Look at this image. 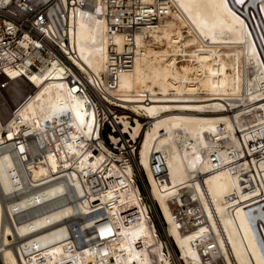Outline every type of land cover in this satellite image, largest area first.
Instances as JSON below:
<instances>
[{
    "label": "bare ground",
    "instance_id": "bare-ground-1",
    "mask_svg": "<svg viewBox=\"0 0 264 264\" xmlns=\"http://www.w3.org/2000/svg\"><path fill=\"white\" fill-rule=\"evenodd\" d=\"M143 2L169 5V13L157 28L135 33L132 67L119 75L116 89L110 92L126 109L150 119L134 165L124 163L120 168L123 159L109 154L97 132L95 112L86 111L75 95L72 78L61 68L27 74L8 61L0 62V82L4 84L0 87V120L7 124L8 138H14L22 126L29 134L39 133L45 121L70 110V125L79 134L75 136L81 146L88 137L95 140V145L84 150L69 145L61 158L63 169L58 168L56 158L48 156L44 165L32 155L25 174L11 155L0 156V264L175 262L171 252H164L148 210L140 202V190L132 184L137 167L148 182L150 200L167 225L165 234L185 264H203L196 243L201 244L208 235L216 248L209 250L217 258L215 264H264L243 213L247 208L239 206L234 212L239 233L225 215V196L238 193L241 200L246 198L238 176L228 168L215 170L209 160L212 152L222 153L225 143H237L235 133L244 127L240 117L244 109L264 107V46L261 52L253 32L258 35L260 23L264 26V0ZM89 3L92 9L72 12L71 44L79 70L100 78L107 75L108 44L121 51L124 37L122 33L107 36L102 0ZM13 114L19 123L11 120ZM115 120L132 140L139 138V121L130 125L125 117ZM243 138L247 144L250 137ZM111 140L116 142L114 137ZM152 153L160 154L167 168V176L159 182L149 169ZM88 174L101 184V190L78 201L84 192L80 181ZM180 194L201 205L207 225L188 233L176 229L172 207ZM95 201L105 217L81 222ZM258 204L264 209V201ZM132 209L139 215L133 224L125 216ZM27 213L32 217L24 220ZM223 244L226 248H221Z\"/></svg>",
    "mask_w": 264,
    "mask_h": 264
},
{
    "label": "built area",
    "instance_id": "built-area-1",
    "mask_svg": "<svg viewBox=\"0 0 264 264\" xmlns=\"http://www.w3.org/2000/svg\"><path fill=\"white\" fill-rule=\"evenodd\" d=\"M89 1L48 0L43 3H35L33 0H0V62L8 61L7 64L14 66L21 73L26 72L27 74H45L53 66L61 68L72 78L75 95L86 111L95 112L97 132L102 138V143L109 154L120 156L123 159L122 164L119 162V166L122 168L124 163L134 165L136 162L140 141L139 138L132 140L128 133H123L120 129L122 124L117 123L115 118L126 116L130 124H135V119L139 121L142 120V117L127 110L119 100L111 96L110 92L116 89L119 75L128 72L132 67L136 53L135 33L142 28H157L161 19L168 15L169 5H164L161 2L145 3L143 0H102L104 11L101 15L106 21L107 36L114 37L122 33L124 41L121 51H118L115 45L108 44L107 75L98 78L92 73L89 77L79 70L75 64L78 56L71 44L72 12L78 8L92 9ZM229 1L232 3V0ZM260 27L261 31L257 32L258 35L252 30L258 49L262 52L261 48L264 46L262 23H260ZM24 36L28 38L24 39ZM55 70H53L54 74ZM21 76L24 77L23 74ZM53 77L54 75L51 76V78ZM3 85L0 82V87H4ZM263 91L264 82L261 86V94H264ZM240 115L244 127L239 128L237 134L235 133L237 143H225L221 149L222 153L212 152L209 160L215 170L228 168L231 174L238 176L240 191L246 195V198L241 200L238 193L225 196V215L233 221L235 230L239 233L240 228L237 225L234 212L239 206H242V209L247 208L243 213L249 223L257 248L264 258V209L258 204L260 201H264V107L261 110H259V105L247 108ZM11 120H15L17 123L20 121L14 114ZM72 121L71 111L65 110L45 121L42 124L41 132L29 134L22 126V130L10 139L6 133L7 124L0 120V156L11 155L17 167L25 174L29 171L27 164L33 156L39 158L40 162L43 161L44 165L48 156L56 158L60 161L58 168L63 169L64 162L61 158L67 154L69 145L78 150L88 149L95 145V140L88 137L84 139V146H81L80 140L75 136L77 132L70 125ZM141 124L144 125V123ZM244 136L250 137L247 144L244 142ZM113 137L116 142L111 140ZM257 151L260 152L259 156L256 155ZM149 169L158 182L167 176L165 161L158 153H152ZM133 179L134 186L139 188L138 182H141L143 188H146L148 200L141 193L140 202L146 206L150 216L148 219L152 224H154V213L159 219L165 239L162 240L160 233L158 230L156 231L159 239L163 242L164 252L167 255L171 252L176 258L175 262L173 259L171 260L172 264H185L180 259V255L177 257L179 251L172 239L165 234L167 225L161 220L155 203L150 200L148 182L144 181L138 167L134 169ZM111 184H113L112 180ZM79 186L84 192L78 196V201L89 199V196L95 195L101 190V184H97L90 174L85 176L84 181L81 179ZM228 203L232 206H228ZM209 204L211 212L221 228L219 218L216 216L210 200ZM98 208L99 201L92 202L90 213L85 214L80 221L88 219L93 221L105 217V213L100 212ZM128 212V216L125 215L127 223L133 224L139 217L137 210L132 209ZM28 214L24 215V220L32 217ZM172 219L176 229L181 233H188L191 229L209 223L208 216L201 205L192 201L191 197L185 194H180L177 204L172 207ZM211 242L212 239L208 235L201 240V244L199 241L196 243L203 264L216 263L217 258L215 260L209 253V250L215 251L216 249L215 244Z\"/></svg>",
    "mask_w": 264,
    "mask_h": 264
},
{
    "label": "rangeland",
    "instance_id": "rangeland-1",
    "mask_svg": "<svg viewBox=\"0 0 264 264\" xmlns=\"http://www.w3.org/2000/svg\"><path fill=\"white\" fill-rule=\"evenodd\" d=\"M127 110H129V109H127ZM130 112H132V113H134L133 111H131V110H129ZM136 116H140V117H142V120H139V122L140 123H144V125L142 126V131H141V134H140V136H139V145L141 146V139H142V133L143 132H145L147 129H148V127H149V123H150V119L148 118V117H146V116H144V115H137L136 113H134ZM125 118H126V120L128 119L126 116H124ZM135 120H137V119H135ZM128 121V120H127ZM138 121V120H137ZM130 125H134V124H130ZM121 128V127H120ZM196 132V131H195ZM126 138H128V136L126 135ZM137 140V141H138ZM136 141V142H137ZM140 146H139V149H138V153H139V150H140ZM137 160H138V158H137ZM136 160V161H137ZM138 186H139V190H140V194L142 193L144 196H146V198H147V191H146V188H143V185H142V183L141 182H138ZM147 200H148V198H147ZM148 203H149V201H148ZM223 203H225V201H223ZM151 205V204H150ZM224 206H226V204L224 205ZM228 206H231V204H229L228 203ZM153 213H154V211H152ZM5 218V217H4ZM7 218H5V220H6ZM154 225H155V229L156 230H158V232L160 233V237H161V239L162 240H164L165 238H164V235H163V232H162V227H161V224H160V222H159V219L157 218V216L155 215V213H154ZM5 220H3L2 219V222H4ZM1 222V224H3V225H5L6 223L4 222V223H2ZM7 223H9V221L7 222ZM157 239H159V237H158V234H157ZM160 240V239H159ZM162 240H160V241H162ZM168 248H169V250H170V247L168 246ZM221 248H226V246L223 244L222 245V247ZM171 251V250H170ZM231 261H233L232 260V258H231Z\"/></svg>",
    "mask_w": 264,
    "mask_h": 264
}]
</instances>
